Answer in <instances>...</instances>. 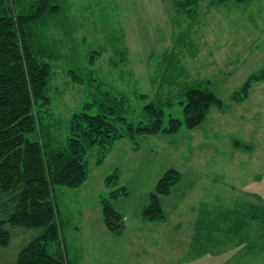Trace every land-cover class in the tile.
Returning a JSON list of instances; mask_svg holds the SVG:
<instances>
[{"label": "rangeland", "instance_id": "obj_1", "mask_svg": "<svg viewBox=\"0 0 264 264\" xmlns=\"http://www.w3.org/2000/svg\"><path fill=\"white\" fill-rule=\"evenodd\" d=\"M59 4L60 12L47 15L42 25L40 42L45 47L39 57L50 67L48 104L39 116L42 132L30 134L31 140L52 139L54 146L63 147L73 114L86 105L96 114L107 91L126 101L125 114L132 123H146L143 107L150 102L163 108L164 124L169 118L183 121L184 94L192 87L213 91L224 104L212 106L195 129L139 136L136 150L141 146V152L131 161L124 148L115 146L128 139L116 141L99 166L95 165L99 148L90 149L84 184L78 189L55 187L52 192L69 262L203 264L213 261L212 250L222 248L220 261L264 264V80L253 83L244 102L229 100L264 66V0H60ZM234 142L244 147L236 148ZM117 166L127 171V196L113 203L122 214L123 240H114L106 229L99 202V195L108 191L104 179ZM165 166L181 173L180 182L160 198L168 225H179L183 232L189 225L185 219L204 211L222 216L216 249L203 254V241L187 249L180 243L187 240L184 234L179 240L174 234L148 235L132 244L134 231L148 229L140 210L148 204L153 180ZM249 209L253 224L234 235L228 230L230 218H224L235 214L241 218ZM4 228L10 239L0 247V264H17L21 248L40 230L9 223ZM226 242L229 252L223 246Z\"/></svg>", "mask_w": 264, "mask_h": 264}, {"label": "trees", "instance_id": "obj_2", "mask_svg": "<svg viewBox=\"0 0 264 264\" xmlns=\"http://www.w3.org/2000/svg\"><path fill=\"white\" fill-rule=\"evenodd\" d=\"M59 3L60 0H0V247L9 243L10 235L4 228L7 223L40 230L21 248L17 264H75L67 259L52 192L55 187L78 188L87 180L90 149L99 148L95 160L99 166L120 139H128L137 149L139 136L195 129L212 106L224 105L213 91L192 87L184 94L183 121L169 118L164 124L163 108L150 102L143 107L146 123H132L125 114L126 101L107 91L96 114L90 113V105L73 114L63 147L54 146L52 139L31 140L30 134L42 132L39 116L48 104L45 89L50 67L39 57L45 47L40 42L42 25L47 15L60 12ZM169 68L175 69L171 64ZM263 80L264 66L231 94L230 102H244L253 83ZM234 144L236 148L244 147ZM180 180L181 173L176 168L162 173L149 194L148 204L140 210L144 222L166 220L160 198L167 196ZM118 181L115 169L105 177L108 191L99 199L103 223L115 237L122 235L124 224L113 203L127 196V189L118 187Z\"/></svg>", "mask_w": 264, "mask_h": 264}, {"label": "crops", "instance_id": "obj_3", "mask_svg": "<svg viewBox=\"0 0 264 264\" xmlns=\"http://www.w3.org/2000/svg\"><path fill=\"white\" fill-rule=\"evenodd\" d=\"M155 136H158V135H150L148 137H155ZM148 137H146V138H148ZM161 141L162 140H158L157 142L160 143ZM115 146H117L118 148H124L125 149L124 152L128 153L127 155H125V158L127 160H130V161L133 159L134 154L136 152H139V153L141 152L140 151L141 146H140V148H138V150H136V149L133 150L131 143L127 140L118 141ZM113 150H112V152H113ZM155 152L157 154L162 153L159 150L155 151ZM149 156L156 157V154L149 153ZM116 168H118V170H119V184H120V186L126 188L125 175L127 174V171H124L122 166L121 167L117 166ZM163 169L164 170L162 172L159 170L160 171L159 175H161L168 168L165 166V168H163ZM159 177L160 176H158L157 180L159 179ZM153 181H154L153 182V184H154L156 182V180H153ZM198 184L200 186L201 183L198 182L196 184V186H198ZM104 190L106 192L105 186H104ZM100 196L101 195H99V199H100ZM100 212H101V207H100ZM250 212H251L250 209H249V211L247 210L243 214V216L241 215V218H239L238 215H236V214L231 215L227 218H224V221H227L230 218V220H228V222H229L228 225L230 227L228 230L235 235L238 229H241L242 227H247V223H248V225H250L249 223L253 224L252 219L250 218V216H251ZM221 217L222 216H216V215L213 216V214L208 215L204 211L202 214H199L198 217L195 216V218L190 219V220L185 219V221L188 222L189 225H187V227H186L187 230L182 232L180 230L181 226L175 225V226L171 227L170 225H168V222L170 221V219H169V216L166 215V220L164 222L148 223L149 226H146L148 228V229H146V231H144V230L143 231H141V230L140 231H134L133 236H132V238L134 240H133L132 244H135L136 240L138 238H143V237H146L148 235H152L155 238L156 236L159 237V234H164V235L165 234H174L176 237L178 236L177 238L179 240V238L183 237V234H184V237H186L187 240L184 241V243L180 242L181 245L184 244L187 249H190L193 245H197V243H199L200 241H203V244H204L203 247L205 248V250L203 251V254H206V250L216 249V246L219 244V237H218V235L220 234L219 223H221V221H223V218H221ZM146 223L144 222L142 224H146ZM252 224H251V226L254 227ZM153 225L156 226V229H152V228L150 229V226H153ZM204 229L208 233L207 232H200V230L204 231ZM162 231H164V233H162ZM107 236H110V235H107ZM113 237L112 238L114 240H123L124 235H121L120 237H115V236H113ZM157 243H158L157 241L153 242V244H152L153 249H154L155 245H157ZM223 246H224V249L226 252L230 251V249H231L230 244H228L226 242L225 245L223 244ZM209 253H211V252L209 251ZM212 253H213V258H212L213 261H210L209 263H203V264H255V263H250V262L249 263H243V262H239V261H232L230 258L227 260L220 261L218 259H220V257H221L222 248H220L218 250L217 249L212 250Z\"/></svg>", "mask_w": 264, "mask_h": 264}]
</instances>
